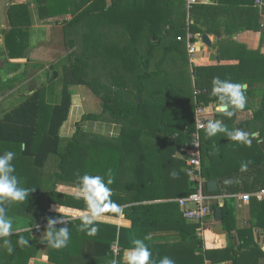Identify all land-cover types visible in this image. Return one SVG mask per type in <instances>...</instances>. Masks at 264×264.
Segmentation results:
<instances>
[{
	"label": "trees",
	"instance_id": "trees-1",
	"mask_svg": "<svg viewBox=\"0 0 264 264\" xmlns=\"http://www.w3.org/2000/svg\"><path fill=\"white\" fill-rule=\"evenodd\" d=\"M36 3L40 18L71 14L69 21H63L67 40L70 32L79 36L80 23L86 30L80 35L79 50H72L54 70L53 76L62 80L60 101L49 104L40 88L0 117V217L22 212L21 207L31 215L30 229L0 238V264H28L34 250L43 245L32 236V229L47 222L43 228L51 236L44 245L51 264H82L83 257H91L94 264H257L264 254L257 242L243 247L235 235L229 247L202 250L196 238L199 224L183 217L177 199L195 191L185 156L199 102L228 107L218 114L219 124H209L202 131L204 194L253 193L264 188V129L257 137L243 140L233 128L241 95L260 92L262 103L252 118L264 120V54L239 44L241 49L234 53L238 62L229 68L235 76L244 77L242 82L207 81L213 72L228 74V64L193 63L191 71L185 36L188 31H205L199 19L213 10L211 6L199 2L188 11L186 0H90L81 6L75 0ZM7 13L8 55L27 57L29 7L14 4ZM92 43L95 49L89 46ZM93 56L106 58L113 69L98 72ZM167 65L169 69L164 70ZM103 77L108 81L99 82ZM243 82L248 85L246 93L215 90ZM81 84L102 99V112L84 118L120 123L119 136L78 127L72 136L61 137L60 127L72 103L70 86ZM196 89L200 93L195 98ZM214 180L219 189L209 192L207 183ZM61 183L99 189L103 199L59 191ZM4 190L6 196L1 199ZM54 203L91 210L109 203L126 205L124 216L131 225L59 221L62 216L49 210ZM259 204V222L264 226V199ZM211 207L216 216L218 202ZM221 208L224 228L231 232L236 228L234 209L225 204ZM166 228L179 230L182 239L155 242L150 237V232ZM114 242L120 248L116 255L111 249ZM126 249L136 251L127 262L122 260Z\"/></svg>",
	"mask_w": 264,
	"mask_h": 264
},
{
	"label": "crops",
	"instance_id": "crops-1",
	"mask_svg": "<svg viewBox=\"0 0 264 264\" xmlns=\"http://www.w3.org/2000/svg\"><path fill=\"white\" fill-rule=\"evenodd\" d=\"M79 6L89 3L90 0H75ZM110 3V0H107ZM252 2V4H249ZM24 3L30 10L32 24L29 27L28 35V56L11 58L5 45V28H9V19L7 10L11 5ZM201 4L213 7L206 14L200 16L199 24L205 30L211 41V45L205 44L202 39L196 42V51L193 56L188 54L189 68L192 71V64L197 65H234L235 54L240 45H245L248 50H257L264 54V0H201ZM72 18L71 14L66 16H49L40 18L36 0H0V117L12 108L22 103L28 96L32 95L40 88H44V98L49 104H56L61 99L62 80L61 77H54V70L57 68V62L67 54L65 47L64 22ZM63 22V23H62ZM85 24L80 23L76 32H81ZM104 29V28H101ZM89 28L87 31L89 32ZM105 30V29H104ZM71 33V32H70ZM94 33V32H93ZM95 34V33H94ZM69 35V33H68ZM222 42V44H219ZM90 46V45H89ZM188 53V52H187ZM222 55V56H221ZM192 57V62H191ZM234 70H228V74H219L213 72L207 78V81L224 82L235 84V80L241 81L244 77L235 76ZM23 77L16 79L15 77ZM31 85V86H29ZM247 84L218 86L216 91L221 89H243L247 90ZM72 103L67 120L60 127V135L63 138L72 136L78 127L81 129L97 133L103 136L116 137L121 133V124L108 120H97L91 117L84 118L89 114H100L102 112V99L86 85H71ZM195 94V93H194ZM196 98V94H195ZM139 101V100H138ZM262 96L260 92L241 95L236 101L237 115L233 123L236 136L243 140L257 137L259 131L264 129V120L252 118L253 113L260 107ZM205 106L207 123L219 124L218 114L227 110V105L220 103L199 102ZM207 125V126H208ZM183 155L182 153L179 156ZM190 176V175H189ZM190 180L194 181L190 176ZM61 183L58 190L80 195L95 201L103 199V192L92 187L68 186ZM195 185V182H194ZM61 186L67 189L63 190ZM82 191V192H80ZM245 192L229 193L226 195L210 196L208 204L212 206L215 201L221 208L224 204L226 208L232 207L235 215L236 228L229 232L224 228L221 212V218L218 219L214 214L209 216L207 223L201 231L196 232V238L201 242L199 245L202 250L220 249L231 245L232 237L235 235L243 247H247L254 242L264 253V226L259 222V202L251 193V199L248 203L241 200ZM6 191H2L1 199L5 198ZM126 205L113 206L110 203L98 210L82 209L78 207L64 206L57 203L51 204L50 211L60 214L62 218L59 221H75L77 219H87L91 221L115 224L118 228L128 227L131 220L124 216ZM110 207V209H107ZM218 207V208H219ZM18 209V208H17ZM21 207L14 215L0 217V238L19 233L31 228L29 224L30 216L26 210ZM120 209L122 214H120ZM222 210V208H221ZM191 222V221H189ZM40 227V232L35 234V228L32 229V236L40 238L43 245L34 250L28 264H51L48 259V247L44 243L48 242L51 232ZM36 235V236H35ZM150 237L155 242H179L182 239L181 232L176 228L157 229L150 232ZM117 244L114 242L111 246ZM115 254V253H114ZM116 255V254H115ZM136 251L126 249L122 254V260L127 262L132 260ZM91 257H83L82 264H92ZM94 264V263H93ZM205 264H232L231 261ZM257 264H264V254L258 258Z\"/></svg>",
	"mask_w": 264,
	"mask_h": 264
},
{
	"label": "built area",
	"instance_id": "built-area-1",
	"mask_svg": "<svg viewBox=\"0 0 264 264\" xmlns=\"http://www.w3.org/2000/svg\"><path fill=\"white\" fill-rule=\"evenodd\" d=\"M199 2H201V0H186L187 10L189 11L195 4H198ZM178 39L182 40L183 38L181 36L178 37ZM185 40L188 54L193 56L196 51V42L201 40V34L188 31L185 36ZM190 60L192 62V57ZM198 93H200V91L196 89L195 94L197 95ZM195 125V130L189 133L190 141L187 143L188 151L185 156L188 174L194 179L195 182V191L188 196L177 199V202L179 203L183 217L187 221L198 223L199 227L197 228V231H201L207 223L209 216L213 215V209L208 204L210 196L205 195L203 192L204 178L201 175V136L202 131L205 130L208 125L205 106L203 104H199L195 109ZM176 136L177 134H175L173 138ZM252 195L258 200L264 199V188L253 192ZM252 195L251 193L242 194V202L248 203ZM107 209H110V207H107ZM120 214H122L121 209ZM34 231L35 234H38L40 232V227H36ZM119 249L120 248L118 244H115L112 248L115 254H118Z\"/></svg>",
	"mask_w": 264,
	"mask_h": 264
},
{
	"label": "rangeland",
	"instance_id": "rangeland-1",
	"mask_svg": "<svg viewBox=\"0 0 264 264\" xmlns=\"http://www.w3.org/2000/svg\"><path fill=\"white\" fill-rule=\"evenodd\" d=\"M7 12H8V10H7ZM8 14V13H7ZM9 25H10V23H9ZM10 28V27H9ZM9 28H5V30H8ZM81 29H83L81 32H79V36H77L76 37V35H73V34H71V33H69V38H68V40L65 38V47H66V52H65V54H69L72 50H74V49H76V50H79V40H80V35H81V33L82 32H84L86 29H84L83 27H81ZM6 33V31L4 32V34ZM70 39H74L73 40V42H70L69 40ZM68 41V42H67ZM71 45H73V46H71ZM141 46H143L144 47V49H145V45L144 44H142ZM90 47L91 48H93V49H95V44L94 43H92L91 45H90ZM66 55V56H67ZM160 55V54H159ZM158 55V56H159ZM101 58H97V57H95V56H93V59H91V61L93 62V65H95L96 66V68H97V70H98V72H101V73H104V71L105 72H108L110 69L112 70L113 68H111V65L108 63V61H107V59L105 58H103L102 60H100ZM96 61V62H95ZM167 64V63H166ZM100 65H102V66H100ZM153 68V67H152ZM164 70H166V69H169V66L167 65V67H164L163 68ZM185 74H186V72H185ZM0 78H2L1 76H0ZM107 80V78L106 77H103L102 78V81L101 80H99V82H102V83H104V81H106ZM0 81H1V79H0ZM108 81V80H107ZM29 86H31V85H29ZM70 185V184H69ZM68 185V186H69ZM68 186H61V187H63V190H65V189H67V188H65V187H68ZM71 186V185H70ZM66 191V190H65ZM80 192H82V191H80Z\"/></svg>",
	"mask_w": 264,
	"mask_h": 264
},
{
	"label": "water",
	"instance_id": "water-1",
	"mask_svg": "<svg viewBox=\"0 0 264 264\" xmlns=\"http://www.w3.org/2000/svg\"><path fill=\"white\" fill-rule=\"evenodd\" d=\"M202 41L207 44V45H211V41L208 37V35L206 33L202 34V37H201ZM207 189L209 192H216L218 189H219V185H218V182L217 181H209L207 183ZM221 208H217L216 210V215H217V218L220 219L221 218Z\"/></svg>",
	"mask_w": 264,
	"mask_h": 264
}]
</instances>
